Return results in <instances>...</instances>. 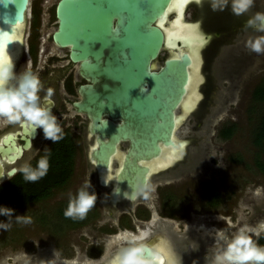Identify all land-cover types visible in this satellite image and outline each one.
Instances as JSON below:
<instances>
[{"label":"water","instance_id":"95a60500","mask_svg":"<svg viewBox=\"0 0 264 264\" xmlns=\"http://www.w3.org/2000/svg\"><path fill=\"white\" fill-rule=\"evenodd\" d=\"M174 1L57 2L58 25L52 32L53 41L60 48H70L71 60L79 63L81 75L91 80V83L79 86L83 99L74 101L73 105L93 119V133L109 137L108 141L100 138L93 147L92 158L98 168H111L112 171V156L120 138L132 137L112 192L115 201L119 196L125 198V193L131 200L138 197H131L129 184L135 183L137 175L149 181L150 165H143L141 160L161 154L160 140L176 146L172 138L177 124L176 112L187 92L192 57L188 51L176 55L170 53L172 56L158 63L165 49L171 47L178 52L183 45H180L182 39L170 38L166 29L170 19L176 20L175 13L180 14L176 10L170 11ZM31 3L32 0H0V33L11 37L18 24H25L22 54L15 63L17 72L22 71V57L26 59L25 38ZM112 24L118 25V32L112 31ZM0 44L9 50L14 47L13 39L4 35H0ZM113 119H121V123ZM30 145L28 138L25 147ZM11 151L15 153L10 154ZM0 153L3 159L7 156L10 161H15L22 149L16 145L14 136L8 135L0 143ZM3 159L0 157V183L13 176L17 169L13 167L5 172ZM102 184L108 182L103 179ZM152 250L148 245L145 254ZM158 263L157 259L155 264Z\"/></svg>","mask_w":264,"mask_h":264},{"label":"rangeland","instance_id":"374dc122","mask_svg":"<svg viewBox=\"0 0 264 264\" xmlns=\"http://www.w3.org/2000/svg\"><path fill=\"white\" fill-rule=\"evenodd\" d=\"M57 2L58 0H32L31 8L28 11L25 54L29 59L28 65H31L28 45L33 35L31 33H34L33 31L38 32L40 35L38 55L39 58L43 55L45 60H39L38 65L33 67L31 65V68L40 75L41 72L46 70L44 66L48 64L49 76L54 81L53 89L57 88L56 95L59 100V108H62L65 105L69 106V103H66L67 97L63 88V78H61L63 69L60 67L65 64V61L59 57L54 59L47 57L54 54L59 56L67 55L65 49L55 46L51 40L52 32L57 27V20L54 17ZM34 10L37 13L36 20L38 21L36 29L32 27L33 16L35 17ZM192 10L193 8L190 6V17ZM216 12L217 14L226 15V17L233 14L230 6H227L223 11L217 10ZM256 12H264V0H254L253 7L247 12L244 20H247ZM250 29L251 31H247L245 36L238 38L239 42L240 40L243 41L242 46L241 44L224 46L213 63H211L212 65L210 64L208 67L212 76L217 79L218 85L223 90L218 92V95H215L214 101H218V99H223L222 101H224L231 89L232 81H238L235 96L228 102L226 108L214 117L210 125L211 131L207 141L201 142V149H203L202 146L204 144H208L209 152L207 153L206 166H208L209 171L207 173L202 172L199 175V179L191 177L189 180L173 181L174 184L169 186L177 197L175 208H178L184 202V199L180 200L178 198L179 196L187 197L185 202H188V194L193 197L194 194L198 193L200 196L198 208L202 220L209 221L212 225L211 229H221L229 235L244 223L255 225L258 221L264 219V174L254 165L257 148L252 142L253 126L260 116V109L263 110L264 108V101L256 102L253 96L256 86L264 82V53L256 54L246 47L250 38L264 35V33ZM200 40L203 41L201 44L203 45L204 39ZM48 43L51 44V50L43 52L41 49L45 48ZM184 55L188 56L189 54L184 53ZM20 56L21 54L17 56L18 59ZM186 59L190 60L188 57ZM200 59L201 65L198 76L201 79L200 82H202L200 86L205 88V79L202 78L203 75L201 74L202 66H204V57L201 49ZM22 61H25V56L22 57ZM25 68L23 62L22 71ZM199 92L200 90L197 92V99H195L197 101ZM200 96L203 104L204 95L200 93ZM71 98L73 97H70V101ZM59 113L56 116L62 127L64 114ZM232 122L237 125L232 137L229 139L221 138L218 134L219 129L223 125ZM67 123L70 124L71 122ZM12 126L0 127V132L10 129ZM186 131L187 128L182 129V132L185 133ZM137 133L139 134V131ZM45 142L46 139L44 137L40 138L37 144L29 150L28 158L32 157ZM88 180L93 186L90 191H95L97 194V201L87 213V222L74 227L70 223L67 224L66 219L58 215L56 211L61 203H59L60 200L69 199V192L75 194L81 185ZM154 181L157 180H153L151 185L155 190L156 184H153ZM212 187L217 188L224 199L210 214V208L206 207L203 194ZM107 190L108 188L101 187L96 183L92 167L88 164L86 156L81 154L72 181L65 188L59 190L54 198L31 203L14 210L10 227L7 230L0 229V257H4L7 261L12 258V262H14L19 255L30 256L42 250L44 246H49L53 249L54 254L56 252L58 258L73 257V259H76L79 253H84L86 256H94L90 261L91 264H96L99 258H95L98 256L91 249L90 242L99 243L107 237L106 233L108 231L115 230L116 215L121 212L118 206L113 207L107 204ZM257 192H259V195H257ZM163 210L166 211V209ZM178 214L180 213L178 212ZM17 215L31 217L32 223H17L15 219ZM1 221L7 222L8 217H3ZM176 225L175 229L180 231V225ZM198 231V234H205L204 229ZM262 238L261 236L258 242L264 245ZM105 256L106 253L104 252L102 257L104 258Z\"/></svg>","mask_w":264,"mask_h":264},{"label":"flooded vegetation","instance_id":"af4514ba","mask_svg":"<svg viewBox=\"0 0 264 264\" xmlns=\"http://www.w3.org/2000/svg\"><path fill=\"white\" fill-rule=\"evenodd\" d=\"M191 3V4H190ZM190 6H192V14L191 17L189 16V7L187 5V9L185 8L184 11V20L192 24H198L201 30L202 38L204 39V43L201 47V51L204 57V66H202L203 71L201 70V74L205 79L206 87L200 86V92L198 96L200 97V93L204 95V102L198 101L197 107H195L192 112L186 116L178 125V114L183 113V107L185 106L184 102L190 90L189 83L186 85L187 92L181 101L177 112V124L174 128L173 133V140L176 143V146L173 145H166L162 140L159 141V144L162 146V152L160 155L163 154V150L165 147L174 148L177 147L180 143L187 141V146L183 156L176 160L173 164L169 167L162 169L160 172L152 173L149 176V182L152 184H156V189L150 193L149 197L146 199L143 196H138L136 199L131 200L129 198H121L118 197V200L115 201L112 195L115 185L117 184L118 180V173L119 169L124 165L126 153L131 145V138H120V142L117 144V151L113 154V169L111 171L112 176L108 181L107 185L102 184L101 174L102 172L97 166L96 160L92 158L93 154V147L98 144V140L101 138L105 141L109 140L108 135H100L98 132H92V123L93 119L85 112H79L76 107L73 105V102L76 100H82L83 96L79 92V86L81 84L91 83V80L87 79L86 77L82 76L79 71V63L73 62L70 57V48H61L65 49L67 55L59 56V55H48L47 57L50 59H54L56 57L63 58L65 64L62 66L61 71V78H63V88L67 97L66 103H69V106L65 105V107L59 108V100L58 96L56 95L57 88L53 89V78L49 76L50 71L47 70V66H44L43 72L39 75L43 86L44 91L41 92L42 100L49 103L52 106L53 113L56 115L58 112L59 114H64L62 128L64 132L70 133L76 147V151L74 154V171L68 181L61 187L54 189V192L51 196L36 201L34 203L44 201V200H51L54 198L55 194L65 188L73 179L76 166L78 164V159L81 154H84L87 158L88 164L92 167V171L95 173L96 183L101 187L108 188L107 190V204L113 207H119L121 212L119 215H116V229L108 231L107 237L102 239L99 243L94 241L90 242L91 249L95 252L99 258L97 259L98 262L96 264H104L105 260L112 259L119 246L118 244H113L111 248L107 247L108 241L111 237L116 236L117 234L123 233L125 231L131 232L135 235H139L141 230L146 232L144 243L152 247L153 249L159 248H170L172 251L176 253L178 259L182 262V264H205V258L210 257L215 246V232L209 233L211 230V223L209 221H204L201 218V213L198 208V201H199V194H194L193 197L188 194V202L183 198V196H179L178 198L181 200L184 199V202L180 204L178 208H175L174 205L176 204V194L169 188V186L173 185L175 181L180 182L181 180H189L191 177L193 179H199V175L204 172L207 173L208 166L207 164V153L209 152L208 144H204L201 149V142L207 141L209 137V133L211 131L210 125L213 121L214 117L219 114L224 108H226L228 102L235 96V90L238 88V81L234 80L231 84V89L228 92V95L224 101L223 99H215V95H218V92H222L223 90L217 83V79L212 76L211 71H209V66L215 58L217 57L220 50L227 45H243V41H238L239 37L245 36L247 31H251L250 28L245 27L246 20L245 16L247 13L241 16H235L234 14H230L231 16L221 15L220 13L217 14L216 11H213L210 6V0H200V3L197 0H192L190 2ZM57 6V5H56ZM230 6V4H229ZM231 8V7H230ZM215 13V14H214ZM232 13V12H231ZM176 14V13H175ZM176 15H174L175 17ZM55 19H58L56 16V8H55ZM34 18V16H33ZM173 19V18H172ZM244 21V22H243ZM185 22V23H186ZM170 24V23H169ZM32 27L34 28V19L32 23ZM31 33V39L28 45V52L29 58L31 61V65L37 66L38 61L45 60L43 55L39 58L38 51L40 50L39 44V33L33 31ZM207 35V36H206ZM39 38V39H38ZM206 39V40H205ZM53 44L55 45L53 38L51 37ZM31 43H34L36 47V53H31ZM182 45V42H180ZM57 46V45H55ZM58 47V46H57ZM60 48V47H59ZM46 49V50H45ZM44 51L51 50V44H46V47L41 49ZM172 52L173 49L169 48ZM175 51V50H174ZM174 51L172 53H174ZM176 52V51H175ZM172 56L168 49L163 51V54L160 56L159 62H163L167 57ZM46 57V58H47ZM192 57V64L189 66L190 76L193 72V56ZM158 62V63H159ZM29 63V59L26 56L24 61V66L27 67ZM212 65V64H211ZM208 68V70H207ZM212 70V66H211ZM194 75V73H193ZM199 77V76H198ZM51 89L52 94L50 97L47 96V90ZM225 89V88H224ZM75 96V98H74ZM70 97L71 101H70ZM182 109V110H181ZM180 112V113H179ZM105 117L110 118L108 115ZM114 122L121 123V119H113ZM67 122H71L68 124ZM235 123V122H232ZM232 123H228L223 125L219 129V136L223 139H229L230 137H224L221 133V130ZM187 128V131L184 133L182 129ZM12 129V131H10ZM177 130V131H176ZM253 132V130H252ZM0 143L4 137L8 135H13L16 139V145L22 149V153L18 155L15 161H10L7 156L3 159V156L0 153V157L3 159V164L5 167V172L10 170L13 167L18 168L21 164H23L27 158L29 150L32 149L36 144L37 141L44 137L42 129H37V132L34 136H32V130L29 128H25L21 125H13L10 129H5L0 132ZM177 134V135H176ZM30 139L31 145L30 147H25L26 139ZM253 138V137H252ZM51 140H46V142L36 151V153L32 156L33 159L31 162L36 159L39 155L44 152L45 147H49ZM253 142V141H252ZM254 144V143H253ZM92 147V148H91ZM256 147V146H255ZM257 148V147H256ZM17 151H19L17 149ZM258 152H255V157ZM15 151H11L10 154H14ZM160 155L153 157L155 158L160 157ZM116 157V158H115ZM150 160H141L143 165H150L153 161ZM150 161V162H149ZM13 162V163H12ZM145 163V164H144ZM254 165H255V158H254ZM257 168V166L255 165ZM258 169V168H257ZM259 170V169H258ZM103 171V170H102ZM260 171V170H259ZM261 172V171H260ZM16 172L14 175H16ZM263 173V172H261ZM115 174V175H114ZM264 174V173H263ZM13 175V176H14ZM12 177V176H11ZM10 178V177H9ZM8 178V179H9ZM7 180V179H6ZM5 180V181H6ZM174 181V182H173ZM3 183V182H2ZM1 184V183H0ZM210 190H217V188H210L205 194H203L206 207L210 208V214L212 210L218 207L223 202V196L220 193L222 201L218 206L211 205L208 203L206 194ZM185 196V195H184ZM61 202V203H60ZM58 212L56 213L60 215V209L63 207H67L68 199L59 201ZM163 209H166L164 211ZM178 212L180 214H178ZM216 214V213H212ZM87 217V216H86ZM85 217V218H86ZM64 218V217H63ZM79 219V224L73 225L70 221H66L67 224H71V226L78 227L83 225V223L87 222L86 219ZM65 219V218H64ZM90 221V220H89ZM181 229L180 231L176 230L175 228L177 225ZM176 225V226H175ZM202 226V227H201ZM204 229L205 234H198V230ZM148 236V237H147ZM264 235H262L263 237ZM157 246V247H156ZM166 246V247H165ZM168 246V247H167ZM104 252L106 256L103 258ZM160 256L162 253L160 252ZM79 257L81 260L84 258H88L92 260V257L84 255V253H79L76 258ZM102 257V258H101ZM54 258L53 249L49 246H44L42 250L37 251L36 253L31 254L30 256H21L19 255L14 262H12V258H9L10 261H7L4 257H0V264H39L41 260H49ZM73 257L67 258H58L57 264H63L64 261H71ZM163 261V260H162ZM166 261V260H165ZM168 264V262H164L163 264ZM158 264H161L160 262Z\"/></svg>","mask_w":264,"mask_h":264},{"label":"clouds","instance_id":"9594fccd","mask_svg":"<svg viewBox=\"0 0 264 264\" xmlns=\"http://www.w3.org/2000/svg\"><path fill=\"white\" fill-rule=\"evenodd\" d=\"M200 3V0H198ZM235 16L247 13L253 7L254 0H210L213 11H223L227 6ZM246 28H252L256 32L264 33V12H256L245 22ZM113 32H118V25H111ZM246 47L256 54L264 53V35L250 38ZM15 63L8 57L7 60H0V127L7 125H21L29 128L32 132L42 129L44 139L51 140L53 144L64 137V131L58 122L57 116L53 113L52 106L42 100L41 92L44 91L43 83L38 75L28 65L23 71L15 70ZM52 90H47L50 97ZM44 155L40 156L36 165L33 166L29 157L23 164L14 170L23 176L26 182L34 183L47 175L50 164L51 151L44 148ZM132 189L131 197L143 196L148 198L154 191V187L145 178L139 175L135 183H130ZM93 186L90 181H85L75 194L69 192L68 205L64 210L66 218L84 219L87 213L93 208L97 201L95 191H90ZM259 195V192H257ZM125 198L128 194L125 193ZM14 210L0 206V215L8 217L7 222L0 221V229L7 230L10 227ZM17 223L30 224L32 218L22 215L15 217ZM215 232V246L210 257L205 258V264H264V245L259 244V239L264 235V219L255 225L244 223L236 228L229 235L221 229H211L209 233ZM145 236L142 233L137 236L131 232H123L111 237L107 247L113 244L120 245L115 256L105 260L104 264H155L160 256V249L155 248L148 255L145 254L148 245L144 243ZM58 255L47 261L41 260L39 264H57ZM63 264H91L88 258L81 260L79 257L71 261H64ZM168 264H180L171 252L168 253Z\"/></svg>","mask_w":264,"mask_h":264},{"label":"trees","instance_id":"16d2710c","mask_svg":"<svg viewBox=\"0 0 264 264\" xmlns=\"http://www.w3.org/2000/svg\"><path fill=\"white\" fill-rule=\"evenodd\" d=\"M36 12L34 10V29L38 27V21ZM31 53H36V47L34 43H31ZM253 96L256 102L264 101V82H261L254 89ZM260 109V116L258 117L256 124L253 126L252 141L258 148V152L255 157V165L257 168L264 173V108ZM237 129L236 123L225 126L221 133L224 137H230L234 134ZM51 151L49 157V170L46 176L41 178L39 181L30 183L23 179L20 173L10 177L6 181L0 184V206L8 207L13 210L22 206L34 203L36 201L45 199L51 196L54 189L63 186L73 174V161L74 154L76 151L75 143L68 132H64V137L57 143H50L48 147ZM43 152L31 163L33 166L36 165L37 160L40 156H43ZM208 203L211 205L218 206L222 201L220 193L216 190H210L206 194ZM66 207L60 209V215L75 224H79L78 220L72 218H66L64 216V210ZM5 217L0 215V221ZM264 240V236L262 238Z\"/></svg>","mask_w":264,"mask_h":264},{"label":"bare ground","instance_id":"6f19581e","mask_svg":"<svg viewBox=\"0 0 264 264\" xmlns=\"http://www.w3.org/2000/svg\"><path fill=\"white\" fill-rule=\"evenodd\" d=\"M191 1L192 0H175L174 1L170 11L176 10L177 13L180 12V14L179 13L175 14L177 16L176 20L170 19V24H167V28H166L167 33H168L170 38H175V41H176V39H182V42H183L182 43L183 45L179 49L178 52L177 51L175 52L173 50L174 53H172L173 51L171 52L169 49H168V51L172 54H175V55L177 53H181L182 51H188L193 56V59H194L193 60V68H192L193 72L191 74L190 84H189L190 90H189L188 95L186 97V100L184 102L185 106L183 107V113L181 114L179 112L180 114H178V125L181 124L182 120L184 118H186V116H188V114L190 112H192V110L195 107H197L199 98L201 101V96L200 97L198 96V101L195 99H197L196 95H197V92L199 91L200 85L202 83V82H200L201 79H199V77H198L200 65H201V62H200V60H201L200 59V49L201 48L200 47L202 46L201 44L203 41L200 39H202L201 38L202 32H201L198 24H192L191 22L187 23L185 20H183L185 8L187 7V5ZM160 23L164 24V21L161 20ZM15 29H16L15 33L11 36V38L14 41L13 49L9 50L5 46V51L7 52L8 56L13 60L14 63H16L18 61L17 56L22 54V47H23V39L22 38L24 36L25 24L24 23L18 24ZM169 44L172 45L173 42H169ZM170 49H171V47H170ZM193 73H194V75H193ZM186 146H187V141L180 143L177 147H174V148L165 147L163 150V154L160 155V157L155 158L154 160L152 159L153 161L150 164V174L160 172L162 169L167 168L171 164L176 162V160H178L179 158H181L183 156V153L185 152ZM100 171L102 172L101 178L105 179L108 182L112 176L111 168L110 169H103V171L102 170H100ZM146 232L141 230V233L139 235H141L143 233L144 236H146V234H147ZM139 235H137V236H139ZM160 248H162V249H160L162 256H159V259H158L160 263L162 260L164 262H166V261L168 262V253L169 252H171L178 259V256H176V253L174 251H172L170 248H163V247H160ZM180 264H182L181 261H180Z\"/></svg>","mask_w":264,"mask_h":264},{"label":"snow or ice","instance_id":"6c2138e0","mask_svg":"<svg viewBox=\"0 0 264 264\" xmlns=\"http://www.w3.org/2000/svg\"><path fill=\"white\" fill-rule=\"evenodd\" d=\"M197 2H198V0H197ZM0 35H4L7 39H11V37H7L6 33H0ZM8 57L9 56H8L7 52L5 51V45L4 44H0V60H7ZM161 264H163L162 261H161Z\"/></svg>","mask_w":264,"mask_h":264}]
</instances>
